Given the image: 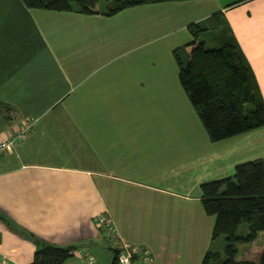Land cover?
Wrapping results in <instances>:
<instances>
[{
    "label": "crops",
    "instance_id": "1",
    "mask_svg": "<svg viewBox=\"0 0 264 264\" xmlns=\"http://www.w3.org/2000/svg\"><path fill=\"white\" fill-rule=\"evenodd\" d=\"M144 4L158 13L141 21L137 35L158 29L169 39L150 50L143 41L132 52V32L111 44L129 51L109 55L100 45V22L109 15L0 0V138L32 122L0 155V254L7 264H29L44 244L72 246L63 264H85L88 256L114 264L99 217L151 252L141 264H202L217 239L201 185L233 176L241 162L264 161V125L210 140L168 51L192 39L191 24L219 15L264 102V0ZM216 32L202 33L210 48ZM247 233L241 223L236 234ZM236 247L237 260L258 262L264 231Z\"/></svg>",
    "mask_w": 264,
    "mask_h": 264
},
{
    "label": "trees",
    "instance_id": "2",
    "mask_svg": "<svg viewBox=\"0 0 264 264\" xmlns=\"http://www.w3.org/2000/svg\"><path fill=\"white\" fill-rule=\"evenodd\" d=\"M31 9L75 10L82 14L112 15L127 7L173 0H22ZM75 2V3H74ZM74 3V4H73ZM216 29L215 47H208L202 33ZM192 39L174 49L179 66V80L196 110L211 141H218L264 125V102L252 68L239 49L226 21L212 15L191 24ZM185 56V63L183 57ZM202 204L215 215L212 240L225 237L224 256L206 252L202 264H264V251L258 262L237 260L239 241L250 242L264 231V161L236 165L231 177L201 185ZM245 222L246 236H238V226ZM72 246L44 244L38 247L29 264H63L72 256ZM114 264H119L117 251Z\"/></svg>",
    "mask_w": 264,
    "mask_h": 264
},
{
    "label": "rangeland",
    "instance_id": "3",
    "mask_svg": "<svg viewBox=\"0 0 264 264\" xmlns=\"http://www.w3.org/2000/svg\"><path fill=\"white\" fill-rule=\"evenodd\" d=\"M75 3V2H74ZM73 3V4H74ZM105 5V0H100V7H104ZM152 4H141L139 5L137 8H134V6H132L133 8L127 7L129 9H127V11H125V9L118 11L115 14L109 15V16H103V18H99L101 19V22L103 24V28L105 30L104 32V39L101 40V44H104V47L106 48V50H109V55H117V54H124L125 52L129 51L130 47L129 46H124L119 43V47H115L114 49L112 48V42L115 38L117 37H124L125 38V34L128 35V40L132 37L131 33H134V38L135 40H137L138 42L134 43L133 45V49L132 52L134 50H137L135 46L141 48L142 46L139 45L141 44V42L143 41H147V43L144 46L148 45L147 48L148 50H150L149 48L151 47H155L157 45H161L164 43L165 40L169 39V33H164L158 29H150V32L146 34V36H144V34H140L137 35L136 33V28H139L141 25V21L143 19H147V17L151 18L153 16H155L158 11L149 8L148 6H150ZM148 18V19H149ZM205 34V33H204ZM207 36V35H205ZM205 36L202 35L201 38L205 39ZM209 47L211 46V44L209 43L208 45ZM103 47V45H102ZM176 49V48H175ZM169 53L171 54V58L173 60L174 63H176V65L178 64L176 61V58L174 56V49H172V51H170V49L168 50ZM129 53V52H128ZM185 56L183 57V62L185 63ZM198 134V133H197ZM196 134V135H197ZM199 137V134H198ZM183 140V139H182ZM185 141V140H183ZM243 225H245V227H247V224L245 222L242 223ZM222 239V236H221ZM104 245L107 244V240L104 242ZM224 246L222 240L217 239L216 241V246L212 249V251L214 252H221L222 255L224 256ZM109 247V246H108ZM242 251H240L241 253Z\"/></svg>",
    "mask_w": 264,
    "mask_h": 264
},
{
    "label": "built area",
    "instance_id": "4",
    "mask_svg": "<svg viewBox=\"0 0 264 264\" xmlns=\"http://www.w3.org/2000/svg\"><path fill=\"white\" fill-rule=\"evenodd\" d=\"M32 122L24 121L21 123L12 135H5L0 138V155L6 151L11 150L14 147L15 141L19 138H23L31 131ZM99 225L104 228V234L109 242L110 247L117 251V259L119 264H141V261H149L153 259L151 252L139 245L130 244L122 240L116 230L109 225L103 217H99L97 220ZM8 260L0 254V264H7ZM85 264H95L92 257L85 258Z\"/></svg>",
    "mask_w": 264,
    "mask_h": 264
}]
</instances>
